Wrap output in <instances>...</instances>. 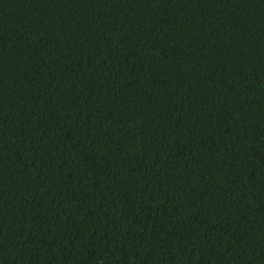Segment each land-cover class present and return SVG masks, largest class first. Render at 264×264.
Segmentation results:
<instances>
[{"label": "trees", "instance_id": "16d2710c", "mask_svg": "<svg viewBox=\"0 0 264 264\" xmlns=\"http://www.w3.org/2000/svg\"><path fill=\"white\" fill-rule=\"evenodd\" d=\"M0 264H264V0H0Z\"/></svg>", "mask_w": 264, "mask_h": 264}]
</instances>
